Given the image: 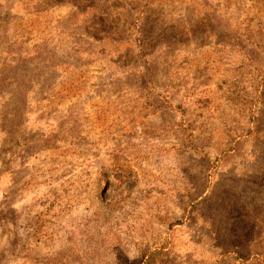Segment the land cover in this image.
Here are the masks:
<instances>
[{"label": "rangeland", "instance_id": "1", "mask_svg": "<svg viewBox=\"0 0 264 264\" xmlns=\"http://www.w3.org/2000/svg\"><path fill=\"white\" fill-rule=\"evenodd\" d=\"M70 1L0 0V264H264V0Z\"/></svg>", "mask_w": 264, "mask_h": 264}, {"label": "trees", "instance_id": "2", "mask_svg": "<svg viewBox=\"0 0 264 264\" xmlns=\"http://www.w3.org/2000/svg\"><path fill=\"white\" fill-rule=\"evenodd\" d=\"M71 2V4H73V5H82V0H76V1H74V0H71L70 1ZM87 2V1H86ZM38 3H40V4H43V0H39V2ZM101 23H102V20H101V22H99L98 24L99 25H101ZM95 26L97 27V25L95 24ZM103 32V31H102ZM116 32H118V30H116ZM108 33H105V36L107 35ZM110 38V36H107V37H105V39H109ZM13 57H11V59H12Z\"/></svg>", "mask_w": 264, "mask_h": 264}]
</instances>
